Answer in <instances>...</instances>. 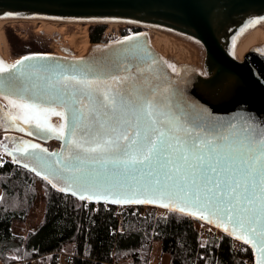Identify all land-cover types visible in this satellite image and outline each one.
Here are the masks:
<instances>
[{
  "label": "water",
  "instance_id": "water-1",
  "mask_svg": "<svg viewBox=\"0 0 264 264\" xmlns=\"http://www.w3.org/2000/svg\"><path fill=\"white\" fill-rule=\"evenodd\" d=\"M7 13L18 15H5ZM0 19H44L96 25L118 22L159 29L133 34L106 45L72 46L57 54L6 57L0 52V66L11 69V72L0 73V104L11 119L18 117L12 119L14 124L28 135L31 132L29 136L33 139L41 143L60 142L51 152L41 151L44 148L40 145L36 149L27 147V153L17 149L8 153L13 162L18 161L15 164L23 167L28 164V170L35 174L39 171L42 178L48 176L51 185L67 187L52 174V169L57 167V159L68 155L70 115L61 117L48 112L41 118V123L49 128L64 126L65 136L59 137L58 132L38 129L35 120L25 122L23 111L12 107L9 100L19 103L23 99L24 102L42 103L57 112L64 111L51 103L54 94L47 87L59 72L103 81L101 91L111 86L109 91L118 89L133 98L154 93L163 101L158 113L162 123L157 126L165 131L181 125L189 131H199L201 139L222 134L231 142L244 139L245 129L254 130L255 134L264 133V28L259 23L264 20V0H0ZM25 57L28 59H23ZM14 64L17 65L15 69L12 68ZM9 76L18 77L23 87L4 86ZM124 99L127 101L129 96L125 94ZM176 117L180 119L177 121ZM195 117L198 119L193 123ZM197 124L201 127L197 128ZM211 125L216 126L214 132H209ZM178 134L183 135V132ZM101 179L103 182V177ZM72 191L77 193L74 196L78 199L81 195L85 197L80 200L113 203V199H119L113 204L150 206L186 215L244 243L237 235L229 236L224 227H217L187 211L181 213L163 207L162 204L168 203L166 200L129 203L106 193L99 195L103 187L81 192L75 185L65 193ZM245 245L251 251L253 264H257L259 251L250 243Z\"/></svg>",
  "mask_w": 264,
  "mask_h": 264
},
{
  "label": "snow or ice",
  "instance_id": "snow-or-ice-1",
  "mask_svg": "<svg viewBox=\"0 0 264 264\" xmlns=\"http://www.w3.org/2000/svg\"><path fill=\"white\" fill-rule=\"evenodd\" d=\"M2 72L11 69L0 66ZM3 83L7 87H23L16 76H9ZM102 85L104 82L100 80L57 73L47 87L54 94L51 103L64 109L60 112L42 103L9 100L12 107L23 111L25 122L35 120L38 129L58 132L59 137L65 136L64 126L49 128L41 123V118L48 112L61 117L70 115L68 155L57 159V167L52 169V174L67 187H57L55 183L52 186L60 192L71 191L74 185L81 192L103 187L99 195L106 193L129 203L166 200L168 203L162 204L163 207L187 211L224 227L229 236L237 235L245 244L250 243L260 253L257 264H264V133L245 129L244 139L231 142L222 134L201 139L199 131H189L181 125L165 131L157 126L162 123L158 113L163 101L154 93L133 98L118 89L109 91L111 86L101 91ZM125 94L129 96L127 101ZM215 127L211 125L209 132H214ZM31 147L36 149L39 145ZM17 151L27 153V147ZM36 175L41 173L37 171ZM80 199L85 197L81 195ZM111 202L117 203L119 199Z\"/></svg>",
  "mask_w": 264,
  "mask_h": 264
},
{
  "label": "trees",
  "instance_id": "trees-1",
  "mask_svg": "<svg viewBox=\"0 0 264 264\" xmlns=\"http://www.w3.org/2000/svg\"><path fill=\"white\" fill-rule=\"evenodd\" d=\"M104 29L91 28V44L101 42ZM12 39L7 33L11 48ZM25 48L17 49L19 56L30 55ZM0 190V264H147L156 243L170 264H246L245 258L252 259L249 249L234 254L232 240L221 233L200 236L196 220L186 215L80 200L12 160L0 164ZM39 197L45 201L42 219L25 235L16 233L14 224L27 221Z\"/></svg>",
  "mask_w": 264,
  "mask_h": 264
},
{
  "label": "rangeland",
  "instance_id": "rangeland-1",
  "mask_svg": "<svg viewBox=\"0 0 264 264\" xmlns=\"http://www.w3.org/2000/svg\"><path fill=\"white\" fill-rule=\"evenodd\" d=\"M262 21L259 23L264 28ZM45 24L39 22L36 23L34 20L30 19H16L15 21L4 24L2 26V34L8 48L6 57L19 56L20 52H17V49L19 50L25 47L28 48L30 54H57L64 49L72 47L71 44L66 41V38L67 36L70 37L69 35H79V29H82L85 33H87V37L83 38L86 44H91L88 33L90 32L91 28L96 26V24L82 22L79 24H72L65 21L56 22V24L47 22ZM102 25H104L105 29L101 38V42L98 45L114 43L127 36L137 33H148V29L143 25L116 23L114 25H109L107 23ZM7 33L13 38L12 41L14 47L12 46V48L7 40ZM27 136L29 137L28 134L24 133L21 128L14 124L11 116L0 104V160H12L8 151L25 148L26 145H28V142L30 143V140L27 138ZM44 209L45 201L42 197H39L34 209L30 211L27 221L24 223H15L14 231L18 234L25 235L28 231L36 228L43 217ZM163 213L164 212L162 211L157 212V214ZM203 226H205L210 231H214L216 233L218 232L217 230L205 224H203ZM65 251L69 252L68 249ZM160 251L159 244H154L151 249V264H165L166 257H160ZM65 258L66 257L64 256L61 257L62 263H65Z\"/></svg>",
  "mask_w": 264,
  "mask_h": 264
},
{
  "label": "built area",
  "instance_id": "built-area-1",
  "mask_svg": "<svg viewBox=\"0 0 264 264\" xmlns=\"http://www.w3.org/2000/svg\"><path fill=\"white\" fill-rule=\"evenodd\" d=\"M27 138L30 140L29 145H41L42 148L46 149L48 152H51L53 146L59 147L60 142L56 141V140H52L49 141L47 143H41L35 139H33L32 137H28ZM5 160H0V164H2ZM159 211L165 212V210L163 209H159L157 208ZM158 211V212H159ZM195 226L197 229V232L200 236H209V237H213L215 236L217 233L214 231H210L208 230L205 226H203V224H201L198 220H196L195 222ZM232 240V244H231V249L233 251L234 254H245L248 251V246L245 245L242 242L236 241V240ZM244 262L246 264H253V258L249 259L248 257L244 259ZM21 264H38V262L36 260H31V261H24Z\"/></svg>",
  "mask_w": 264,
  "mask_h": 264
},
{
  "label": "bare ground",
  "instance_id": "bare-ground-1",
  "mask_svg": "<svg viewBox=\"0 0 264 264\" xmlns=\"http://www.w3.org/2000/svg\"><path fill=\"white\" fill-rule=\"evenodd\" d=\"M16 19H0V52L6 56L8 53V48L7 45L5 43V40L3 38V34H2V26L8 22H12L15 21ZM30 20H34V22H39L42 24H45L47 22H51L52 24H56V22H63V21H59V20H44V19H30ZM65 22H70L72 24H79L81 22H73V21H65ZM261 22V21H259ZM264 24V20L262 21ZM127 24V23H118V22H111V23H107L109 25H114V24ZM46 25V24H45ZM144 26V25H143ZM148 29V33L152 32V31H158L159 29L153 28V27H149V26H145ZM79 35H69L70 37L67 36L66 41L71 44V46H77V45H84L86 44L85 40H83V38L87 37V33H85L82 29H79ZM237 42V41H236ZM31 146V145H30Z\"/></svg>",
  "mask_w": 264,
  "mask_h": 264
},
{
  "label": "crops",
  "instance_id": "crops-1",
  "mask_svg": "<svg viewBox=\"0 0 264 264\" xmlns=\"http://www.w3.org/2000/svg\"><path fill=\"white\" fill-rule=\"evenodd\" d=\"M216 237H219V234H216L215 235ZM153 247V246H152ZM152 249V248H151ZM160 257H166L165 258V264H170V257H169V255L167 256V254H163L161 251H160ZM166 255V256H165ZM150 258H151V251H150V253H149V256H148V260H147V264H151V261H150Z\"/></svg>",
  "mask_w": 264,
  "mask_h": 264
},
{
  "label": "flooded vegetation",
  "instance_id": "flooded-vegetation-1",
  "mask_svg": "<svg viewBox=\"0 0 264 264\" xmlns=\"http://www.w3.org/2000/svg\"><path fill=\"white\" fill-rule=\"evenodd\" d=\"M26 145V144H25ZM30 145H29V142H28V145H26V147H29Z\"/></svg>",
  "mask_w": 264,
  "mask_h": 264
}]
</instances>
